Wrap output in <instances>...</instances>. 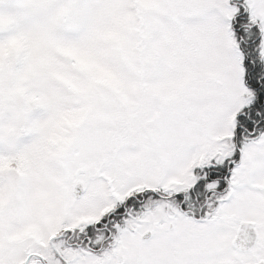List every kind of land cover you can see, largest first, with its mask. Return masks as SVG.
<instances>
[{
  "label": "snow or ice",
  "instance_id": "6c2138e0",
  "mask_svg": "<svg viewBox=\"0 0 264 264\" xmlns=\"http://www.w3.org/2000/svg\"><path fill=\"white\" fill-rule=\"evenodd\" d=\"M0 264H264V0H0Z\"/></svg>",
  "mask_w": 264,
  "mask_h": 264
}]
</instances>
